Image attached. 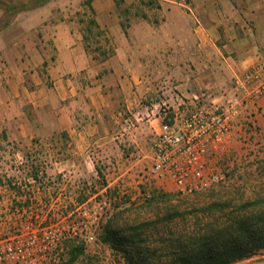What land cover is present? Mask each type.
Here are the masks:
<instances>
[{
	"label": "rangeland",
	"instance_id": "obj_1",
	"mask_svg": "<svg viewBox=\"0 0 264 264\" xmlns=\"http://www.w3.org/2000/svg\"><path fill=\"white\" fill-rule=\"evenodd\" d=\"M157 4L156 0H135L130 5L122 4V2L117 4L119 25L125 35L131 17L143 19L148 23H157V12L160 11ZM245 4V0H218L216 7L221 14L226 15L230 20H234L237 18V9L244 8ZM45 8H51L60 14H65L68 10L75 11L79 31L86 43V51L99 63L106 61L114 54V43L108 35L107 29L101 24H97L95 27L91 23L95 19L90 10V0H47L43 4L34 2V0H0L1 68L2 63L4 64L12 58L17 60L29 56L25 49L16 47L13 40L19 39L22 35H28L29 30L37 31L42 19H38L37 12ZM246 26L249 27L250 36L246 35L250 37V41L253 43L255 54L261 58L264 55V16L255 17L254 21L251 18L248 19ZM199 31L201 33H198L205 36L206 40L210 39L204 28L200 27ZM152 34L155 36L154 33ZM159 35L168 36V30L160 31ZM155 40L163 41L158 36ZM165 42L168 43V40ZM201 56L205 59L203 65L207 63L208 58L211 62L220 58L219 54L208 46L204 47ZM141 66L143 67L138 70L139 73H144L143 76L148 74L147 76H151V80L147 79L139 85L132 80L118 82L116 77L115 80H108L107 74L110 71L108 67L95 68L94 70L89 67L86 68L87 70L84 71L85 79L81 78L80 83L82 85L84 83L90 85L91 83L94 87L97 83L101 84L104 77L107 86L104 95H107L108 99L96 104V109L93 107H76L75 113L77 115L72 122V126L76 129L75 132L64 129L59 131L49 129L41 133L40 136L32 137L33 140L27 144H0V153L40 154L42 156L44 154L68 155V149L77 150L73 143L68 141L70 137H102L108 140L107 144H109L110 149L112 146L115 148V160H118L113 162L115 172L117 171V164H119V174L134 165L144 166L140 172L127 170L114 185L103 189L106 185V169L110 166L105 162L104 155L97 154L94 159L86 162L75 156L80 168H82V174H84L73 178L78 188L75 193L77 204L92 196V202L103 199L109 205L102 211L100 219L96 218L97 214L101 213L98 208L88 205L85 208H78L77 205L72 221L70 223L64 221L63 224L57 226L64 230L69 226L75 232H79L81 229L91 231L95 228V232L93 241L87 242L83 236L80 239L70 238V233L64 231L65 238L57 248L54 264H128L120 251L114 250L115 248L109 242H104L102 239L105 236L103 227L107 221L111 220L119 227H123L125 224L126 226L141 224L142 227L138 228L136 234L139 236L141 249H146L148 254L153 253V255L149 254L150 263L167 264L168 259L164 255H168L173 250L178 251L170 240L190 232L195 226L201 228L205 223H216V232L207 235L209 239L199 243L203 245V248L217 249L223 244L220 242L227 238L232 241L246 242L245 231L248 234L251 233L253 222H260V219H264V116L259 113L257 114L259 122L256 121L255 130L248 131L243 139L236 137V140L229 144L225 154L215 157L209 156L207 159V168L209 170L216 169L223 176L218 183L191 194H182L177 191L169 179H146L145 165L148 162L144 160H147L148 157L144 160H141V157L147 151L142 153L137 142L139 139L143 140L145 148L148 149L156 137L162 114L167 112L173 115L171 104L177 103L176 99L179 100L182 96L178 89L172 87L174 81L170 79L168 62ZM186 66L188 68L187 74H196L197 71L201 73L203 70L201 65L200 67L194 66L190 62ZM117 67L114 65V69ZM202 74L209 75L205 71ZM213 75L215 76L217 73L214 71L212 74L210 73V84L217 83L213 79ZM220 83L223 84V80ZM170 87L172 88L170 89ZM208 89L204 87L199 90L193 88V90L190 89L189 93L191 92L190 96H192L191 94L202 93L207 100L209 97ZM45 117L48 116L45 115ZM48 121L45 122L48 123ZM5 136L4 131H1L0 138L5 139ZM88 147L94 148L92 152H97L96 150L101 146L96 144ZM64 158L67 161H63ZM68 159V157H59L63 167L66 162L70 163ZM52 160L51 163L57 162H54L53 158ZM138 160L141 161L138 162ZM40 162L42 164L45 160H40ZM138 179L140 183H136ZM102 189L104 191H101ZM256 202L258 203L256 204ZM258 207L262 208V211L259 217L257 215L255 217V209ZM41 211L44 213L48 210ZM49 211L55 212V210ZM62 211L68 212V210ZM235 216L239 217L240 222L233 224ZM230 226L232 229H229L228 233L227 228ZM44 227L46 226H0V240L5 238L7 234L18 236V239L27 240L29 245L34 248L35 238L39 232L46 233L49 231H41ZM48 227L51 230V227L54 226ZM263 230L252 232L254 236L252 246L264 248L262 247L264 245ZM212 236L214 239L220 240L217 248L211 246L212 244L214 246L210 240ZM256 255H264V252L260 251ZM160 256L164 257L160 258Z\"/></svg>",
	"mask_w": 264,
	"mask_h": 264
},
{
	"label": "crops",
	"instance_id": "obj_2",
	"mask_svg": "<svg viewBox=\"0 0 264 264\" xmlns=\"http://www.w3.org/2000/svg\"><path fill=\"white\" fill-rule=\"evenodd\" d=\"M156 1L160 10L157 12V23H148L143 19L131 17L125 35L119 25L116 5L120 2L130 5L135 0H90V8L96 23L107 29L114 43V54L102 63L86 51V43L79 31L75 11L68 10L65 14H60L51 8L39 10L37 17L42 19L38 30H29L28 35L13 40V44L19 49H25L29 56L17 60L12 58L2 63L3 66L0 67V132L4 131L6 134L5 139L0 138V144H27L33 140L32 137L40 136L49 129L75 132L72 122L77 115L76 107L95 108L100 101L108 99L107 95H104L107 87L104 77L101 84L97 83L94 87L91 83L90 85L80 83L81 78L85 79L84 71L88 67L91 70L108 67L110 69L107 74L108 80H115L116 77L118 82L132 80L139 85L147 79L151 80L148 74L143 76L144 73H139L138 70L143 67L141 65L168 62L170 79L174 81L172 87L178 89L182 96L179 100L176 99L177 103L171 104L172 114L181 116L192 108L190 89L209 88L207 101L220 102L233 76L242 73L260 59L255 54L253 43L250 41L246 21L250 18L254 21L255 17L264 16V0H245V7L237 9V18L234 20L219 12L216 7L218 0ZM191 6L200 23L199 27L186 11ZM200 27L209 34V40L199 34ZM166 30L168 36L159 35L160 31ZM152 33L155 36H152ZM157 36L163 41L155 40ZM165 40H168V43ZM207 46L216 51L220 58L213 62L208 58L207 63L203 65L205 59L201 56L202 50ZM189 62L194 66L201 65L203 69L201 73L197 71L196 74H187L186 65H189ZM114 65L118 66L117 69H114ZM203 71L208 72L209 75L202 74ZM213 71L217 73L213 75L217 83L210 84V73L212 74ZM221 80L223 84L220 83ZM259 106V114L264 116V98L260 100ZM45 115L48 117L46 118ZM47 120L48 123L45 122ZM256 121L259 122L258 115ZM68 141L77 148V150L68 149V155H37L45 160L39 164V168L51 170L53 173L67 171L71 178L68 186L76 184L74 177L84 175L75 156L86 162L94 159L97 154L104 155L105 162L110 166L106 169V185L103 189L114 185L127 170L139 172L143 170L144 166L134 165L119 174L120 169L117 164L115 172L113 162L118 161L115 160V148L108 147L106 138L73 136ZM96 144L101 147L96 150L97 152H92L94 148L88 146ZM137 145L142 153L147 151L141 157V160L148 157L144 160L148 162L145 165L147 173L150 167V146L146 149L141 139ZM13 154L20 153H0V226L5 227L22 225L20 219L24 211L22 208L11 207L15 197L20 196L21 193L18 189L8 186L4 179L14 168L8 162V156ZM21 155L27 156L24 153ZM60 156L68 157L70 163L64 162L63 167V163L59 160ZM52 158L54 162L57 161L56 164L50 162L53 161ZM64 159L63 161H67L66 158ZM136 183H140L139 179ZM103 189L101 191H104ZM76 192L77 190L74 192L70 190L68 192L70 198L62 199L61 202L67 203L68 208H71V201L75 198ZM36 199L39 201L40 198ZM43 201L49 202L47 198H43ZM35 209L34 212L44 210ZM232 264H264V255H253Z\"/></svg>",
	"mask_w": 264,
	"mask_h": 264
},
{
	"label": "built area",
	"instance_id": "obj_3",
	"mask_svg": "<svg viewBox=\"0 0 264 264\" xmlns=\"http://www.w3.org/2000/svg\"><path fill=\"white\" fill-rule=\"evenodd\" d=\"M187 13L199 27L194 11L187 8ZM262 98L264 55L248 69L233 76L220 102H208L202 93L192 94V108L184 115L172 116L164 112L156 137L150 144V167L145 173L146 179H169L182 194L204 190L221 181L223 176L218 170L207 168V159L225 154L236 137L243 139L248 131L256 129V116ZM40 160L43 159L37 155L8 156V162L14 168L4 179L8 186L21 193L11 204L13 209L24 210L20 219L22 225L19 226L45 225L41 231H49L39 232L34 248L27 240L7 234L0 240V264H54L57 248L65 238L64 231L70 233V238L80 239L83 236L87 242L93 241L95 232V228L75 232L69 226L66 230L57 226L64 221L70 223L77 207L88 205L98 208L101 213L96 218L100 219L102 211L109 205L103 199L92 202L90 196L78 204L73 198L71 208H68L67 203L61 200L70 198L68 192L78 190L77 184L67 185L71 178L65 170L53 173L38 168ZM36 198H40L39 201ZM43 198L49 202H44ZM35 208L48 211L34 212ZM14 213L20 214L18 211ZM48 226L54 227L50 230Z\"/></svg>",
	"mask_w": 264,
	"mask_h": 264
},
{
	"label": "trees",
	"instance_id": "obj_4",
	"mask_svg": "<svg viewBox=\"0 0 264 264\" xmlns=\"http://www.w3.org/2000/svg\"><path fill=\"white\" fill-rule=\"evenodd\" d=\"M46 1L47 0H34V2L39 4H43ZM91 23L97 27V23L95 21H92ZM257 203L258 202H256V204ZM251 206L253 205L251 204ZM261 211L262 208H256L255 217L256 215L259 217ZM233 219H235L233 224L240 222L238 216H235ZM259 221L260 222H253L252 232L264 229V219H260ZM215 224L205 223V225H202L201 228L199 226H195L192 230H190V232L170 240L178 251L173 250V252H170L168 255H164L168 259L167 264H230L234 263L233 261H238V259L240 261L256 255L260 251L264 252V248H260V246H252L254 236L252 235V232L248 234L246 231L245 233L247 239L244 243L236 240L232 241L230 238L220 242V240H216L212 236L210 240L214 243V246L213 244L211 246H216L217 248V245L220 242L223 243L221 247L217 249L210 247L203 248V245L199 242L202 240H208L209 236L207 235L216 232L217 229ZM140 227H142L141 224L137 226H126L125 224V226L119 227L114 224L112 220L107 221L103 227L105 236L102 237V239H104V242H109L115 248L114 250L120 251L124 260L128 264H151L149 254L153 255V253L148 254L146 249H141L139 236L136 234V231ZM229 229H232L231 226L227 228L228 233ZM262 247H264V245ZM123 248L124 250H122ZM164 256H160V258Z\"/></svg>",
	"mask_w": 264,
	"mask_h": 264
},
{
	"label": "flooded vegetation",
	"instance_id": "obj_5",
	"mask_svg": "<svg viewBox=\"0 0 264 264\" xmlns=\"http://www.w3.org/2000/svg\"><path fill=\"white\" fill-rule=\"evenodd\" d=\"M36 155H38V154H36Z\"/></svg>",
	"mask_w": 264,
	"mask_h": 264
}]
</instances>
